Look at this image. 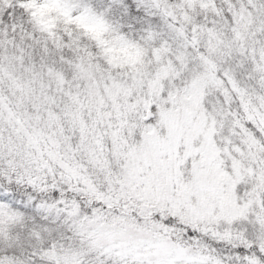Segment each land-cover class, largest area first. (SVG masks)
Wrapping results in <instances>:
<instances>
[{
	"label": "snow or ice",
	"instance_id": "1",
	"mask_svg": "<svg viewBox=\"0 0 264 264\" xmlns=\"http://www.w3.org/2000/svg\"><path fill=\"white\" fill-rule=\"evenodd\" d=\"M0 264H264V0H0Z\"/></svg>",
	"mask_w": 264,
	"mask_h": 264
}]
</instances>
